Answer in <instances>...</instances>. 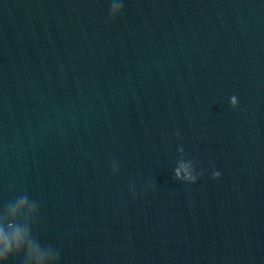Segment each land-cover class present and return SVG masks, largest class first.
I'll use <instances>...</instances> for the list:
<instances>
[{
	"label": "water",
	"instance_id": "obj_1",
	"mask_svg": "<svg viewBox=\"0 0 264 264\" xmlns=\"http://www.w3.org/2000/svg\"><path fill=\"white\" fill-rule=\"evenodd\" d=\"M110 3L0 0V264H264V0Z\"/></svg>",
	"mask_w": 264,
	"mask_h": 264
},
{
	"label": "clouds",
	"instance_id": "obj_2",
	"mask_svg": "<svg viewBox=\"0 0 264 264\" xmlns=\"http://www.w3.org/2000/svg\"><path fill=\"white\" fill-rule=\"evenodd\" d=\"M123 13V0H111V3H110V16L113 18L112 20H115L116 19V16H120L121 14ZM231 100V104H232V107H236L238 105V100L235 96H232L230 98ZM220 176V173L219 172H215L213 174V178H218ZM18 232L16 233V235L18 236ZM0 239H4V240H7V238L4 236V233H3V230H0ZM8 245L6 244V247Z\"/></svg>",
	"mask_w": 264,
	"mask_h": 264
}]
</instances>
